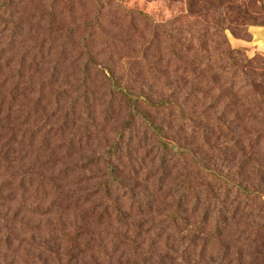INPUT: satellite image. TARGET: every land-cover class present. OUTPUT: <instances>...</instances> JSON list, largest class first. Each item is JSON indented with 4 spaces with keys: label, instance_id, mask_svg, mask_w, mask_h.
<instances>
[{
    "label": "trees",
    "instance_id": "obj_1",
    "mask_svg": "<svg viewBox=\"0 0 264 264\" xmlns=\"http://www.w3.org/2000/svg\"><path fill=\"white\" fill-rule=\"evenodd\" d=\"M11 1H0V82L8 83V92L0 93V235L6 247L18 230L25 234L19 218L36 216L43 226L30 229L48 237L35 247L61 250L58 263L71 264L74 252L88 251L81 241L91 243L92 228L140 212L142 202L154 199L140 198L137 188L151 185L164 193L174 171L170 159L179 153L162 139L163 123L180 125L224 161L221 142L234 143L242 160L230 175L245 166L264 183V55L250 57L245 48L232 47L226 33L250 40V26L264 27V0H186L194 17L185 29L188 43L169 46L164 67H142L137 88L114 61L101 60L88 23L81 31L60 29L39 15L46 26L23 28L30 17L13 20ZM162 68L173 77L155 89ZM140 137L145 141L136 150ZM155 146L153 165L144 170ZM190 165L179 187L167 189L174 208L167 217L179 223L195 210L197 227L219 236L226 224L219 201L232 195L233 184L196 161ZM210 183L222 195L216 197ZM237 187L235 195L247 197ZM234 235L244 240L241 229Z\"/></svg>",
    "mask_w": 264,
    "mask_h": 264
},
{
    "label": "rangeland",
    "instance_id": "obj_2",
    "mask_svg": "<svg viewBox=\"0 0 264 264\" xmlns=\"http://www.w3.org/2000/svg\"><path fill=\"white\" fill-rule=\"evenodd\" d=\"M11 4L8 12L13 15V20L17 21L22 15L30 17V25L21 24L23 28L46 26L53 22L54 27L60 29L70 26L81 31L83 24L88 23L86 32L91 34V44L101 50V60L114 61L113 66L120 70L119 74L124 73L121 76L136 80L129 81L135 84V88L141 82L142 67L150 64L164 67L170 55L169 46L183 48L188 43L189 36L185 29L194 20V17L188 16L186 0H12ZM26 7L36 8L29 10ZM40 9L42 14H37ZM39 15L49 17L50 21L38 22ZM170 31L173 34L171 39L168 37ZM226 33L232 47L244 48L236 44L238 40L246 39L239 38L230 30ZM113 51L117 52L115 57ZM156 76L155 89H158L169 83L173 74L171 69H163ZM5 92H8V83L0 87V93ZM110 100L118 110L114 100ZM146 116L143 117L146 119ZM162 126L165 128L162 139L175 152H179L170 159L174 171L167 180L164 193L157 192L151 185L137 188L140 198L144 193L143 198L154 200L142 202L140 212L134 209L131 215H123L115 223L103 224L100 230L92 228L91 243L87 244V239L81 241L89 246L88 251L83 254L74 252L71 264H264V243L260 241L264 233V183H259L257 175L244 170L245 166L236 171L238 173L230 175L234 171L229 168L242 160L240 148L231 147L232 142L222 141L223 151L227 154L224 161L220 156H211L209 149L202 147L198 139L191 138L180 125L163 123ZM147 136L151 137V134ZM144 141L145 137L138 138L135 149ZM157 151L155 146L153 154L143 161L144 170L152 167V159ZM195 161L199 165L197 167L229 176L226 180L233 184L232 195L227 198L223 196L219 201L223 206L218 207L226 222L225 232L219 236L208 235L204 229L198 228L196 215H193L197 212L195 210L179 223H173L167 217V213L174 209L167 189L179 187L181 175L190 170V164ZM214 186L216 197L222 195L217 193L220 191L218 186ZM237 186L242 192L241 188L246 189L243 193L247 197L239 193L235 195ZM19 219L30 227H22L25 234L18 230L15 236H11L8 247L6 236L0 235V264H59L58 261L62 260L61 250L51 254L35 247L48 237L42 230L34 229V234L30 229L35 228L37 223L43 226L42 219L36 216ZM70 220L79 223L77 217ZM238 228L242 230L244 240L235 237L234 232Z\"/></svg>",
    "mask_w": 264,
    "mask_h": 264
},
{
    "label": "crops",
    "instance_id": "obj_3",
    "mask_svg": "<svg viewBox=\"0 0 264 264\" xmlns=\"http://www.w3.org/2000/svg\"><path fill=\"white\" fill-rule=\"evenodd\" d=\"M248 31L251 34V39L245 41L238 40L236 46L244 47L249 56H252L257 52L264 55V27L250 26Z\"/></svg>",
    "mask_w": 264,
    "mask_h": 264
}]
</instances>
